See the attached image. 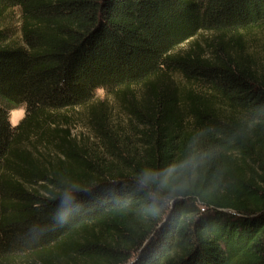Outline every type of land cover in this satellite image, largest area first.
Returning <instances> with one entry per match:
<instances>
[{
	"label": "trees",
	"instance_id": "1",
	"mask_svg": "<svg viewBox=\"0 0 264 264\" xmlns=\"http://www.w3.org/2000/svg\"><path fill=\"white\" fill-rule=\"evenodd\" d=\"M14 7L20 43L0 44V264H264V42L245 47L264 0H0V15ZM132 85L136 134L93 121L105 161L67 129L45 137L59 112ZM32 138L43 159L17 146ZM185 159L167 184L141 183Z\"/></svg>",
	"mask_w": 264,
	"mask_h": 264
},
{
	"label": "rangeland",
	"instance_id": "2",
	"mask_svg": "<svg viewBox=\"0 0 264 264\" xmlns=\"http://www.w3.org/2000/svg\"><path fill=\"white\" fill-rule=\"evenodd\" d=\"M20 11L18 7H14L11 11L0 15V44L8 42L20 43ZM205 34L198 35L197 40L202 42ZM207 35V34H206ZM246 44L248 51H257L261 55V44L264 42V25L253 28L245 33ZM191 41V40H190ZM190 41H186L175 48V52L182 53L188 49ZM262 50V49H261ZM255 56V54H254ZM176 82H179L175 79ZM123 89V88H122ZM144 92L143 85H132L127 90H120L115 93L106 92L102 89L95 91L94 97L87 105L75 107L68 110H63L56 114L51 119L54 122L52 126H45L47 129L46 138L63 134L64 130H68L73 137L76 144L83 149L87 156H90L96 161H105L107 156V148L105 143L97 138L95 125L93 121L101 123L103 126L109 128L114 135L121 136L134 134L135 130L141 128L140 122L134 116L132 110L142 109V93ZM25 116V109L23 106L12 109L9 112V121L12 126H16ZM54 129L49 132L50 128ZM136 134V132H135ZM133 138V137H132ZM45 140V139H43ZM43 142V141H41ZM42 143L36 142L34 138L30 141L23 142L17 146L20 149L30 151V153L37 158H44ZM50 152L53 147L49 145ZM50 165L52 158L45 155ZM23 264H33L30 258H25Z\"/></svg>",
	"mask_w": 264,
	"mask_h": 264
},
{
	"label": "clouds",
	"instance_id": "3",
	"mask_svg": "<svg viewBox=\"0 0 264 264\" xmlns=\"http://www.w3.org/2000/svg\"><path fill=\"white\" fill-rule=\"evenodd\" d=\"M193 163V159L181 160L179 162L174 163V165L170 166V169L164 174L153 170H145L142 176L141 183L144 185H149L160 182L162 185H165L168 183L170 178H173L174 175H179L181 172L192 166ZM74 199V194L70 192L65 195V197L61 201V204L65 209H70L72 204L74 203ZM63 218L64 215L61 216V219Z\"/></svg>",
	"mask_w": 264,
	"mask_h": 264
}]
</instances>
